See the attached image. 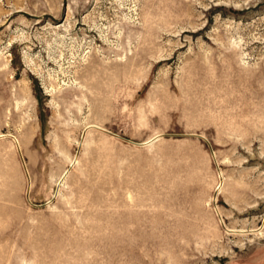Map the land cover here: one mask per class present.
<instances>
[{
	"label": "rangeland",
	"instance_id": "obj_1",
	"mask_svg": "<svg viewBox=\"0 0 264 264\" xmlns=\"http://www.w3.org/2000/svg\"><path fill=\"white\" fill-rule=\"evenodd\" d=\"M0 264H264V0H0Z\"/></svg>",
	"mask_w": 264,
	"mask_h": 264
}]
</instances>
